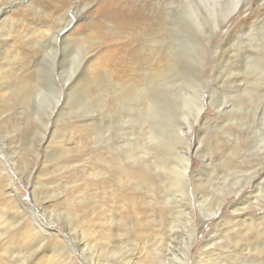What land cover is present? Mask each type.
Wrapping results in <instances>:
<instances>
[{
	"label": "rangeland",
	"instance_id": "rangeland-1",
	"mask_svg": "<svg viewBox=\"0 0 264 264\" xmlns=\"http://www.w3.org/2000/svg\"><path fill=\"white\" fill-rule=\"evenodd\" d=\"M37 1L42 14L28 0H0L9 9L0 19L1 70L8 63L1 49L25 51L23 61L35 50L32 30L61 29L44 16L50 3ZM65 1L59 35L84 38L97 53L95 69L75 82L85 51L58 39L28 66L37 72V97L4 112L0 104V264H264V151L253 148L259 118L237 110L246 108L254 61L264 65V0H234L241 4L234 23L220 18L217 29L193 27L181 0H122L142 22L105 20L102 29L94 24L108 0ZM150 53L173 58L165 84L125 101L131 80L134 91L145 84ZM199 91L205 108L189 142L191 170L176 186L168 168L187 143L174 124L184 122L183 99ZM145 97L155 102L151 111ZM130 169L148 180L123 177Z\"/></svg>",
	"mask_w": 264,
	"mask_h": 264
},
{
	"label": "bare ground",
	"instance_id": "bare-ground-1",
	"mask_svg": "<svg viewBox=\"0 0 264 264\" xmlns=\"http://www.w3.org/2000/svg\"><path fill=\"white\" fill-rule=\"evenodd\" d=\"M233 1L234 0H181V3L183 4L182 6L185 8L184 17H187L189 18V20H191L193 27H196V26L201 27L202 25L206 23H211V25L215 29H217L219 28L218 19L220 18L223 21H226L227 23H230V22H232V24L234 23L235 19L232 17L233 15H235V12L237 11V9H239L241 4L240 2H237L236 4H234ZM13 2L16 3V0H13ZM37 2H39L40 4H44L47 2L48 6L50 3L51 11L49 13H44L43 11L44 16L50 18L53 21H56V20L59 21L58 23L59 24L61 23L60 25H62V27L61 29H58V27L56 28L55 25L48 24L46 26V29L32 30L31 35L33 36L32 40L35 42L34 43L35 50L32 55L26 52L27 55L26 56L24 55L26 60H23V61L21 60L22 53L25 51L20 52L21 53L20 54L19 51H17L13 46L12 47L9 46L10 48L4 47V50L1 49L2 55L6 56V58L5 57L3 58L5 60L6 59L8 60V63L5 64L6 70L4 71V69L1 70L0 68V104L3 105L2 112L7 110V107L10 105L12 101L22 103L30 97H34V96L37 97L38 92H39V89H38L39 85L36 79L37 72H35V74L34 72L32 73L30 69H28V66L29 64H35L36 66L37 61L35 59L41 56L43 52H46L48 48L50 47L53 48L54 45H57L58 39L61 40L60 42L61 45L70 46L73 44L76 47V49L85 51L84 71L81 73L80 76L78 75L79 77L76 79L75 82H78V80L85 81V82L90 80L91 79L90 75L92 74V71H94L95 69L93 60L97 53L96 52L93 53L92 51H89L90 46H88L87 41H85L84 38L73 39L68 36L64 37L62 35H59L60 30L62 32L64 29L63 25L66 23H63V22H66L68 20V19L65 20V17L70 11L69 5H67L66 1L65 0H38ZM106 2H104V6L98 11L99 14L94 24V26H96L97 29H102V27H104L103 25H105L104 23L105 20H110V22H113L114 24L115 23L121 24L125 26V28L127 26L131 27V26H134L136 23L142 22L141 20L142 18H138L137 14L135 15L130 11L125 12V10L122 9L123 8L122 0H108ZM28 5L32 8L35 7L33 4V0H28ZM35 9H37V7H35ZM8 10L9 9L6 8L2 2L1 8H0V19L5 18L7 16L9 12ZM37 11L42 14L41 9H37ZM245 12H247V6L243 5L239 13L243 14ZM7 21L13 22V20H7ZM55 29H58V31L56 32ZM20 33L24 36L25 39L31 38L29 34L24 33V31L22 30H20ZM1 37L2 36H0V38ZM5 40H8V39H5ZM21 47L23 48V46ZM9 51H10L9 54H11V56L8 57L7 54ZM71 56H75V55H71ZM146 59H147L146 60L147 61L146 62L147 71L145 72V78L143 81L145 84L143 86L142 85L139 86L137 88V91L133 90V89H136V87L134 84L135 82H133L132 80L125 87L123 86L124 89L122 87L123 90H122L121 98H124L125 101L126 100L133 101L134 99H136V96L138 94L142 95V93H145V91H148L149 87L152 86L153 84L155 85V84L162 83L161 85H164L165 83L163 82H165L164 80H166L167 73L170 70H172L171 67L174 66V65H171L173 58L171 57L170 53H167L166 55V60H167L166 62L163 59L154 57L151 53H150V57L148 56ZM260 61L262 62L263 60H258V62L254 61L255 65L251 73V75L253 76V81L249 83V86L246 85V88L244 89L243 94H244V97L246 98L244 100L246 105L242 107L243 108L246 107V108L242 112H241V109L239 108L237 109L238 111H240L241 117H245V115L249 114L250 111L252 113L254 111V115L252 114L253 117L259 118L258 120L259 125H256L255 127V129H257V133L256 134L253 133V135H255L253 139V142H254L253 148L259 153L264 151V65ZM12 63L14 65L19 63L28 72H23L22 74H20L19 71L17 72L15 70H12L10 67ZM98 72L100 76H103L106 79L108 78V75L104 71V69H99ZM112 83H114L113 85H116V87L121 86L118 83H115L113 80H112ZM144 100L146 101L148 111L149 110L151 111L154 108L153 105L155 102L152 100V98H147V97H145ZM183 100L184 101H182V106L185 110V112L183 113L184 122H182L179 125L178 124L176 125L175 123L174 129L177 132V136L181 140L185 141L187 143L186 144L187 146L186 148H184L185 153L183 155H179V154L174 155L175 158L173 157V159H171L173 166L168 168L170 175H173L172 183L176 186H179L182 182L185 183L188 181L189 173L191 170L192 158L194 156V152L191 149L189 142L191 141V135L193 134L195 127L198 124H200V120H201V117H202V114L205 108V103L203 101L204 95L200 91L197 93L196 96L186 97ZM169 165L170 164H168V166ZM121 174L123 175V177L126 176V177L136 178L138 180H148V173L144 170H137V171H134L131 169L121 170ZM256 177L257 176H255L253 179H255ZM13 192H15L14 189H13ZM241 192L242 190H239V192H237L236 194H240ZM2 218L3 216L0 215V220ZM37 224L39 226H42V223L39 221H37ZM41 230L44 233L46 232L43 229ZM41 230H39L38 232L41 233ZM30 234H31V231L28 232V235H26L27 236L25 240L26 242L29 240L28 238ZM38 235L39 233L35 234V236H38ZM191 248H192V244L189 245L188 252L191 250ZM54 263L56 262H52V261L49 262V264H54Z\"/></svg>",
	"mask_w": 264,
	"mask_h": 264
}]
</instances>
